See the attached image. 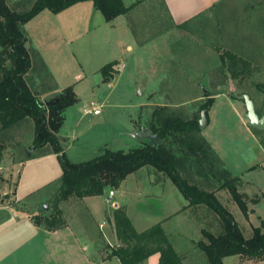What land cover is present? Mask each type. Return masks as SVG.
<instances>
[{
	"label": "rangeland",
	"instance_id": "obj_1",
	"mask_svg": "<svg viewBox=\"0 0 264 264\" xmlns=\"http://www.w3.org/2000/svg\"><path fill=\"white\" fill-rule=\"evenodd\" d=\"M12 1L20 12L29 10L35 2ZM135 1L124 0L127 6ZM75 8H66L62 13L44 9L24 25L30 46L39 52L38 56L32 54L34 80L45 89L57 87L61 91L72 86L78 98L65 109L57 133L68 159L78 163L107 151H130L144 143L136 134L149 123L155 107L169 100H183L191 115H201L200 106L207 100L205 89L206 93L225 90L214 94L202 135L249 191L250 196L245 199L248 210L239 206L227 188L216 187V195L246 237H251L256 227L264 231V198L248 201L264 191V133L257 134L248 125L245 102L238 98L248 90L256 106L264 107V90L258 87L264 84V0H224L216 5L209 19L188 29L171 27L162 0H145L143 5L110 21L100 10H80L77 14ZM145 38L149 39L144 46L141 41ZM225 50L248 59L251 71L245 80L229 79L216 88L213 83L224 78L221 53ZM108 63H115V74L105 80L101 70ZM193 92L198 97L190 99ZM92 101L101 109L99 114L84 112L85 107H93ZM32 127V121L26 120L5 133L10 134V141L5 143L3 167L22 162L14 178L21 199L32 211L44 212L46 203L49 211H54L63 168L50 145L27 158ZM205 175L209 183L219 184L220 178L210 172ZM155 178L159 181L154 182ZM192 182L206 190L214 188L202 176ZM111 188L116 192L112 200L127 205L140 228L155 221L153 218L164 204L174 209L181 201L186 203L171 178L147 165L103 194L74 197L79 199L66 207L62 220L69 219L77 228L87 223L96 230L97 221L107 222L108 217H113L115 207L107 202ZM202 207L198 214L187 209L165 224L161 222L185 264H209L207 255L195 242L205 239L203 229L215 234L224 231L221 217L208 206ZM225 264L264 261L242 263L238 255H231Z\"/></svg>",
	"mask_w": 264,
	"mask_h": 264
},
{
	"label": "trees",
	"instance_id": "obj_2",
	"mask_svg": "<svg viewBox=\"0 0 264 264\" xmlns=\"http://www.w3.org/2000/svg\"><path fill=\"white\" fill-rule=\"evenodd\" d=\"M81 1L86 0H35L29 10L20 12L14 9L17 5L12 0H0V166L7 149L5 143L10 141V134L5 133L31 120L33 147L27 149V158L35 157L37 149L50 145V151L59 155L63 168L54 198L55 210H45L41 215L33 216L34 221L49 229L57 227L62 220V201L71 197L103 194L107 188L119 186L129 174L152 165L157 172L171 178L190 205H206L221 217L224 231L215 234L203 229L205 239L197 242V247L207 255L209 264H225V257L231 255L264 260V231L256 227L254 234L246 237L234 215L216 195V187L229 189L239 206L247 211L246 197L240 191L241 178L233 176L224 166L217 152L202 135L201 115L196 112L191 115L190 109L183 105V100H169L154 108L148 126L152 133H158L163 140L157 146H151L148 140H144L142 145L126 152L107 151L94 159L78 163L68 159L57 133L63 124L65 109L78 98L72 86L65 87L52 97H45L49 92L53 95L58 88L45 89L42 84L40 88L34 80L32 54L38 56L39 52L30 46L24 25L44 9L60 12ZM93 2L109 21L118 15L128 14L138 4L127 6L124 0ZM188 26L187 23L180 27L188 29ZM221 61L224 78L213 83L214 87L226 84L229 79L242 81L248 78L252 65L248 59L225 50L221 53ZM114 66L115 63H108L102 68L105 80L114 77ZM258 87L264 90V84L260 83ZM223 91L204 93L207 100L200 109H209L214 94ZM246 92L249 93L248 90L243 93ZM195 93L190 99L198 97ZM256 108L260 115L264 113V107L257 105ZM252 129L257 134L264 133V130ZM261 142L264 145L263 137ZM209 172L223 180L219 179L218 185L209 183L210 179L205 175ZM197 176H202L214 188L206 190L192 182ZM112 218L118 244L108 245L106 258L118 257L122 264H144L150 255L159 252L160 264H183V257L171 244L161 222L138 231L122 207L115 208Z\"/></svg>",
	"mask_w": 264,
	"mask_h": 264
},
{
	"label": "crops",
	"instance_id": "obj_3",
	"mask_svg": "<svg viewBox=\"0 0 264 264\" xmlns=\"http://www.w3.org/2000/svg\"><path fill=\"white\" fill-rule=\"evenodd\" d=\"M144 1L145 0H137L133 4L138 3L136 6L138 7L143 5ZM223 1L224 0H163V4L167 11V18L169 19L171 27L181 29L180 26L183 24L188 23V27L190 28L198 21H206L210 18V15H212L216 5ZM90 2L92 4H86ZM70 7H77L75 8L77 14L80 10L83 12L98 10L93 0L81 1ZM62 12L64 11H60V13ZM148 39L149 38L142 39L141 44L144 46L145 44L147 45ZM56 91H60V89L58 88ZM223 92H225V90ZM50 94L51 92L45 94V97ZM144 127L149 126L147 124ZM31 140L33 141V135L31 136ZM21 163L20 161H14L10 164L12 166L6 168L3 167V163L1 165L4 169L3 174H0V264H122L118 257L106 258L108 245L118 244L112 217H108L107 222L102 220L97 221V223H95L96 230L94 231L87 223H82L80 224L81 227L77 228L74 222L72 223L69 219L61 220L57 227L51 229L47 228L45 225L37 224L33 216L41 215L42 212L32 211V209L27 207V203L24 202L21 199L22 196L18 194L17 182L14 181L19 171V164ZM157 179L158 178H155L154 182L159 181ZM243 188L244 184L242 182L240 191L244 193L247 199V197L250 196L249 191ZM89 197L92 196L83 198ZM183 197L186 203H182L183 201H181L180 205H177L175 208L173 207L174 209H169L167 207L169 205L166 206L164 204L160 212L153 218L155 221H152L149 225H145L143 228L137 226L129 213L127 205L116 201L115 208H124L135 228L138 231H143L159 222L165 224L174 215L181 214L187 209L192 211L195 210V214H198L197 211L199 212L203 209L202 206L190 205V201L185 196ZM261 198H264V191H262V194L256 193L255 197H252L251 200L248 201L258 202ZM74 199L79 198L71 197L61 202L60 208L63 211L62 218L67 212L66 207L70 203H73L75 201ZM88 206L92 208L90 203ZM90 213L92 216L93 211L90 210ZM163 228L165 229L164 226ZM108 234L111 236L113 242L108 240ZM197 242H195L196 246ZM174 248L176 249L175 246ZM227 257H225V259ZM238 257L242 263L264 261L243 258L239 255ZM144 264H160V253L157 252L150 255ZM183 264H185V258H183Z\"/></svg>",
	"mask_w": 264,
	"mask_h": 264
},
{
	"label": "water",
	"instance_id": "obj_4",
	"mask_svg": "<svg viewBox=\"0 0 264 264\" xmlns=\"http://www.w3.org/2000/svg\"><path fill=\"white\" fill-rule=\"evenodd\" d=\"M205 92L207 90L205 89ZM238 98L244 100L246 106V117L248 118V125L250 127L257 128L259 130H264V113L260 115L257 112L256 103L254 99L251 98L250 94L243 93L238 96ZM208 108H204L201 111L200 125L201 127H205L208 122ZM138 138L141 140H148L151 146H157L158 143H161L163 140L159 138L158 133H152L149 127H141L137 134ZM44 209L49 210V203L44 204Z\"/></svg>",
	"mask_w": 264,
	"mask_h": 264
},
{
	"label": "built area",
	"instance_id": "obj_5",
	"mask_svg": "<svg viewBox=\"0 0 264 264\" xmlns=\"http://www.w3.org/2000/svg\"><path fill=\"white\" fill-rule=\"evenodd\" d=\"M91 105L93 106L92 108L85 107L84 112L85 113H91L93 112L94 114H99L101 109L99 106L96 105L95 101H92ZM3 173V167L0 166V174ZM115 195L114 189L109 190V197L107 198V202L111 204V206L115 207V201L112 200V196ZM103 225V224H102Z\"/></svg>",
	"mask_w": 264,
	"mask_h": 264
}]
</instances>
